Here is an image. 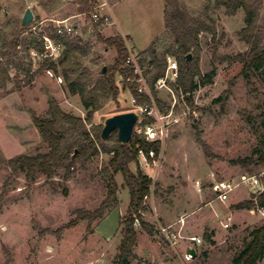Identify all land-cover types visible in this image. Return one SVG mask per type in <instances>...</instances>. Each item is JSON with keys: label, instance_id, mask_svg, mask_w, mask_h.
Masks as SVG:
<instances>
[{"label": "rangeland", "instance_id": "1", "mask_svg": "<svg viewBox=\"0 0 264 264\" xmlns=\"http://www.w3.org/2000/svg\"><path fill=\"white\" fill-rule=\"evenodd\" d=\"M214 1L208 0L211 6ZM120 2L116 9L118 26L103 28L92 20L94 9L77 14L84 8L77 0H0V34L6 44L17 37L18 57H23L22 41L30 33L39 36L43 31L50 36L59 23L76 25L71 40L88 52L86 58L78 57L77 62L88 69L94 82L113 65L115 58V51L99 42V37L129 31L133 42L127 40V49L136 62L150 45L162 53L172 42L164 25L167 0ZM176 2L192 16L203 14L208 3L206 0ZM26 9H30L33 20L21 27ZM210 16L215 21L217 36L212 41L208 34L199 35V68L203 74L213 68L216 72L210 84L199 86L193 93L191 105L173 82L168 81L165 87L154 86L155 98L165 106L159 108L144 70L138 69L143 78L141 85L145 84L152 103L164 118L155 125L163 129L155 162L146 165L140 161L141 170L153 182L145 199L147 211L141 214L143 221L153 226V235L135 222L137 243L131 264H231L249 232L264 225L257 209H230L251 199L250 191L238 188L239 192L225 203L218 201L211 191L217 181L247 174L244 168L231 162L252 156L264 137V129L256 120L264 109V82L258 73L241 77L239 63L221 61L225 56L248 50L237 35L245 26L244 12L238 10L229 16L220 9L211 11ZM260 16V24L264 25V0ZM9 59L4 58V64ZM28 59L31 60L30 52ZM12 61L17 62L15 58ZM20 61L25 63L26 59ZM37 65L32 64L36 72L30 84H25L24 75L11 66L9 81L0 87V161L48 150L40 142L29 114L32 110L37 116L45 117L48 96H53L63 111L85 117L78 96L68 94L63 82L57 83L45 71H37ZM225 92H228L226 97ZM131 100L128 90L120 93L117 101L102 100V109L92 124L103 126L113 115L136 112ZM138 116L144 120L142 115ZM110 157L101 153L83 169L75 170L68 181L63 180L64 171H59L52 180L39 175L29 191L24 177L18 175L2 199V184L9 170L0 163V264H115L121 240L120 220L129 202L120 174L116 176L118 205L90 225L91 233L87 234V222H81L64 231L60 239L52 234L73 218L74 210L93 211L99 206L106 195L100 170ZM130 168L135 170L133 164ZM259 171L260 168L254 173ZM162 230L168 236L176 235L177 242H170ZM206 235L210 242L205 241ZM193 237L200 238L201 243L189 241ZM188 250L195 252L193 258ZM257 264H264V258Z\"/></svg>", "mask_w": 264, "mask_h": 264}, {"label": "trees", "instance_id": "2", "mask_svg": "<svg viewBox=\"0 0 264 264\" xmlns=\"http://www.w3.org/2000/svg\"><path fill=\"white\" fill-rule=\"evenodd\" d=\"M84 4V8L78 13L88 12L96 6L95 0H77ZM208 2V0H206ZM262 0H215L211 6L208 2L200 16H192L185 8L180 7L176 0H167L164 9V25L172 39L169 47L162 53L150 45L141 52L137 65L144 70L148 88L156 105L164 108V104L155 98L154 86L164 77L167 57H173L178 65V73L173 86L191 105L192 95L199 86L211 83L215 76V68L203 74L199 68L200 45L199 35L202 33L211 36L215 41L217 30L214 19L210 16L213 10L223 9L226 15H234L238 10L244 12L245 26L237 35L248 50L233 56H225L222 62L239 63L242 66L240 76L246 77L248 73H258L264 82V25L260 24V10ZM56 42L64 46L60 59L56 62L45 60L37 71L51 70L56 76L63 79V85L70 95H77L85 117L81 118L69 112L63 111L53 96H48L47 111L45 117H40L29 110L31 123L37 130L40 142L48 147L44 153L34 155L19 154L9 159H1L0 163L7 167L9 174L2 184L1 199L10 191L18 175L25 180L26 190H31L36 178L41 175L46 180H52L59 171H64L63 180L68 181L72 173L77 169H83L87 163L101 153L111 155L106 165L100 170L101 179L105 185L106 195L99 206L93 211L76 209L71 218L52 234L57 239L61 238L64 231L76 227L81 222H87V234L91 233L90 225L101 220L104 215L114 210L118 205L117 193L119 186L116 182L118 174L122 177V185L128 191L129 202L125 215L120 220L121 240L118 246V255L115 264H131L134 258L133 248L137 243V231L134 228L136 221L149 235H153V226L143 221L141 214L147 211L145 199L150 195L153 185L152 179L141 170L138 160V148H142L146 154L153 150L156 155L160 150V143L147 142L143 135L133 133L128 144L122 145L117 139V132L113 131L105 140H101L103 126L93 125L94 116L102 109V100L111 99L117 101L120 93L128 90L137 105L151 106L150 95L138 93L137 85L127 82L125 79L138 78L134 73L132 64H127L129 56L126 47V39L119 35L102 38L99 42L115 51L114 63L106 72L92 81L87 68L82 67L77 58H86L88 52L79 43H75L68 36H58L55 31L50 35ZM19 39L15 37L8 44L0 34V87L9 81L11 66L18 73L24 75L25 84H30L34 77L32 61L28 59L29 52L34 50L44 52L41 34L30 33L22 41L25 55L18 57L20 51ZM191 60L187 62V55ZM10 58L5 60L4 58ZM15 58L17 62H13ZM26 59V62L20 60ZM120 78V81H118ZM121 84V85H120ZM228 92H225V97ZM264 97V92L262 93ZM224 97V98H225ZM221 99V98H220ZM223 100V99H222ZM142 125H147L153 120L142 115ZM256 120L264 129V109L256 116ZM88 125L91 127L88 128ZM152 161V159H150ZM135 170H131V165ZM234 166L242 167L248 175H260L263 173L261 182L264 184V137L259 143L257 150L252 156L231 162ZM261 169V172L254 171ZM264 208L263 192L249 200L234 204L232 210H252ZM205 241L210 242V237L205 236ZM264 258V225L252 229L243 248L233 257L231 264H257Z\"/></svg>", "mask_w": 264, "mask_h": 264}, {"label": "built area", "instance_id": "3", "mask_svg": "<svg viewBox=\"0 0 264 264\" xmlns=\"http://www.w3.org/2000/svg\"><path fill=\"white\" fill-rule=\"evenodd\" d=\"M106 5L107 3L105 0H103L99 4L97 3L96 6L93 8L94 13L92 14V20L103 28L111 27L113 25L110 16L100 13V9L105 7ZM54 31L58 36H68V37H73L74 34L76 33L74 27L67 22H62L57 24V26L54 28ZM41 39L43 41L44 52L38 53L34 50L30 51L31 61L33 62L32 64L33 65L38 64L37 65L38 67L45 60L56 62L58 59L61 58L62 53L64 51V46L61 43L56 42L51 36L45 34L43 31L41 32ZM126 63L133 65L134 73L138 75V78L127 77L125 80L127 82L136 84L138 93L148 94L145 84L141 85L143 83V78L138 73L139 68L135 59L131 55H129L126 60ZM166 65L167 66L164 77L159 79L156 82L155 86L165 87L168 81L173 83L175 82L178 73V65L176 60L173 57H167ZM45 73L49 77L54 78L57 81V83L61 84L63 82L62 78L60 76H56L51 70H45ZM131 103L132 105H134L135 111L138 115H144L153 120L152 123L143 126L141 124L142 120L138 118L133 133L140 136L143 135L147 142L159 141L161 139V135H163V129H158L155 127V125L156 122L159 120L161 121V119L164 118V116L161 114L158 108L154 106L153 103L151 104V106L137 105L135 99L133 98L131 100ZM137 154H138L139 163L141 161L147 165L149 163L155 162L156 160L155 153L153 150H150L148 154H146V152L142 148H138ZM150 159H152V161H150ZM262 178H263V173H260V175L258 176L242 174L235 178H230L215 182L211 187V191L215 195V198L221 203L227 202L229 200L230 195L239 187H244L245 189L249 190L250 193L256 196L263 192L264 184L261 182ZM198 189H200V187H198ZM257 210L262 216V218H264V208H258ZM162 231L167 236V239H169L170 242L172 243L177 242L176 235L171 234L168 236L164 230ZM189 241L195 244L201 243V239L196 237L190 238Z\"/></svg>", "mask_w": 264, "mask_h": 264}, {"label": "water", "instance_id": "4", "mask_svg": "<svg viewBox=\"0 0 264 264\" xmlns=\"http://www.w3.org/2000/svg\"><path fill=\"white\" fill-rule=\"evenodd\" d=\"M33 20V15L30 9H26L22 20L21 27L27 26ZM187 62L191 60V55H187ZM105 70L103 69L102 72ZM138 114L136 112L130 111L126 113H121L113 115L104 121L103 128L101 131V140H105L113 132H117V139L122 145H126L130 142L133 135V130L138 121ZM188 254L193 258L195 252L193 250H188Z\"/></svg>", "mask_w": 264, "mask_h": 264}, {"label": "crops", "instance_id": "5", "mask_svg": "<svg viewBox=\"0 0 264 264\" xmlns=\"http://www.w3.org/2000/svg\"><path fill=\"white\" fill-rule=\"evenodd\" d=\"M96 1V3H101L103 0H95ZM106 1V3H107V5L105 6V7H103V8H101L100 9V13H102V14H106V15H108V16H110V18H111V20H112V23H113V25L112 26H115V25H117L118 26V23H119V19H118V17H117V7L119 6L118 5V3L119 4H121V2H120V0H118V3H116V2H111V0H105ZM77 14H82V13H77ZM73 27H74V29L76 28V25H73ZM129 31H127V33H119L120 35L119 36H121L122 38H125L126 39V47H127V40H131L132 42H133V39H132V37H131V35L128 33ZM134 112V111H133ZM239 189H243V190H245V191H247V192H249V190H247V189H245L244 187H239ZM239 189L237 188L231 195H230V197H229V199L231 198V197H233L235 194H237L238 192H239ZM250 193V192H249Z\"/></svg>", "mask_w": 264, "mask_h": 264}]
</instances>
